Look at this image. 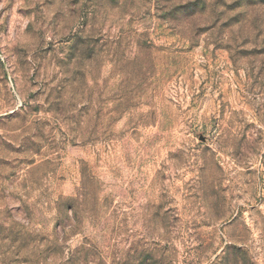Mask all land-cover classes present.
Returning a JSON list of instances; mask_svg holds the SVG:
<instances>
[{
  "label": "rangeland",
  "instance_id": "rangeland-1",
  "mask_svg": "<svg viewBox=\"0 0 264 264\" xmlns=\"http://www.w3.org/2000/svg\"><path fill=\"white\" fill-rule=\"evenodd\" d=\"M0 264H264V0H0Z\"/></svg>",
  "mask_w": 264,
  "mask_h": 264
},
{
  "label": "trees",
  "instance_id": "trees-1",
  "mask_svg": "<svg viewBox=\"0 0 264 264\" xmlns=\"http://www.w3.org/2000/svg\"><path fill=\"white\" fill-rule=\"evenodd\" d=\"M102 47H104V45H102ZM101 52H102V50H101Z\"/></svg>",
  "mask_w": 264,
  "mask_h": 264
}]
</instances>
